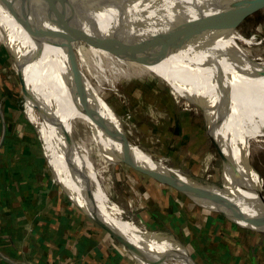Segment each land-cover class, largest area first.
I'll return each mask as SVG.
<instances>
[{
  "label": "bare ground",
  "instance_id": "bare-ground-1",
  "mask_svg": "<svg viewBox=\"0 0 264 264\" xmlns=\"http://www.w3.org/2000/svg\"><path fill=\"white\" fill-rule=\"evenodd\" d=\"M96 1L100 5L92 7L76 0H0L5 6L0 8V44L19 78L22 111L36 129L48 164L61 177L56 178L58 184L66 191L71 182L90 210L75 200L79 209L110 227L108 219L152 264H194L171 233L154 229L142 216L127 215L118 207V197L113 203L103 176L112 156L104 139L126 133L102 93L118 97L122 81L158 79L175 103L182 100L203 113L209 138L236 136L244 139L237 145L242 146L264 138V68L256 66V57L247 49L252 42L236 34L234 26L218 29L233 0ZM213 36L229 58L247 65L236 67L228 61ZM191 46L198 50L187 63L167 52L177 55ZM133 59L166 78L152 71H130L135 69ZM40 131L68 154L55 153ZM221 144L223 164L235 181L215 203L193 201L241 229L264 232V217L248 201L244 167Z\"/></svg>",
  "mask_w": 264,
  "mask_h": 264
},
{
  "label": "rangeland",
  "instance_id": "rangeland-1",
  "mask_svg": "<svg viewBox=\"0 0 264 264\" xmlns=\"http://www.w3.org/2000/svg\"><path fill=\"white\" fill-rule=\"evenodd\" d=\"M0 8H5L1 2ZM227 15L218 29L225 31L226 28L234 26L236 34L252 42L247 49L252 56L256 57V66L264 68V0H233L231 9ZM9 29L12 34L17 33V30L13 26L10 25ZM213 37L219 42L224 55L234 66L247 65L245 61L239 62L231 57L229 58L219 39L215 36ZM191 47L179 51L177 55H174L170 50H167V52L178 62L187 63L192 61L197 54L198 47ZM133 62L135 69L130 68V71L145 74L154 72V74L166 78L141 60L133 59ZM19 84V78L12 68V60L0 44V113L2 115L5 114L3 111L8 110V107L12 109V112H19L18 116L11 117L15 119V126L22 123L25 125V128L31 130V135L37 147V153L45 164L49 180L52 181V184L60 193L64 194L60 186L52 180L42 154L36 129L28 122L29 119L22 111L23 96ZM117 87L120 92L118 97L108 91L102 93L103 100L107 103L108 108L114 112L117 119H119L126 133V137L106 136L104 139L108 153L114 156V158L110 156L111 158H109L106 170L103 172L105 182L113 193V203L117 204L116 198L118 197L121 200L117 205L127 215H134L138 218L144 217L154 229L159 230L160 228L171 233L183 248L185 247V242L181 240V236L179 235L181 231L188 226L203 227L205 217L212 220L211 228L214 229L215 234L220 232V242L224 241L223 243L230 244L233 248H244L243 241L245 242V237L254 236L252 235L254 231H241L235 224L228 222L221 213L211 212L194 203V191L188 193V196H186L184 193L182 194L154 182L145 175L133 170L132 167L136 168L134 165H138L155 173H168L187 185L191 184L190 182L192 184L208 182L223 190L229 186V183L235 181L227 173L222 161L221 143H223L225 149L229 153H232L238 166L244 167L242 171L244 179H246V174H249L252 178L251 166L254 167L255 173H253V176L257 177L254 183L262 185L263 190L261 195L264 197V138L256 140L251 145L250 156L238 153V148L235 149L236 147H232L233 145L228 147V144L231 143L220 141L227 134L209 138L203 113L199 109V112L196 110V113L195 107L186 104L182 100L175 103L169 94L168 86L160 80L155 78H150L146 81L138 79L126 84L122 81ZM188 90L190 89H185L182 93H186ZM6 97H8L9 101L6 100ZM9 102L12 103V106ZM34 112L37 113V111ZM40 132L50 144L53 143L44 132ZM52 146L57 151L68 154L61 146L54 143ZM247 157L249 158L245 163H242ZM110 165H113L112 169H110ZM97 167L99 168V166ZM249 183L250 187L254 186V184L251 185V181ZM76 185L77 189H81V184ZM82 192H85V190L82 189ZM85 194L87 193L85 192ZM63 196L67 197L66 194ZM219 196V194L217 197L213 196L212 201L214 203L217 202ZM206 197H208V194ZM208 200H210L209 197ZM201 201V203L205 202L204 199H201ZM159 212H167L162 220H160L161 217L157 216ZM102 215L104 216L103 213ZM178 218L180 222L177 220ZM178 225L181 228H179L180 232L177 228ZM243 232L246 233V236ZM255 233L258 239H264V232L255 231ZM114 241V247L117 246L119 251L123 252L127 264H136L132 260L130 253L116 241L114 244ZM254 241L255 238L251 242L253 243ZM172 243H174L173 240L170 244ZM251 244L248 245L250 246ZM231 251L234 250L231 249ZM189 256L194 264H199L197 259H192L191 253H189ZM153 264L160 263L153 261Z\"/></svg>",
  "mask_w": 264,
  "mask_h": 264
},
{
  "label": "crops",
  "instance_id": "crops-1",
  "mask_svg": "<svg viewBox=\"0 0 264 264\" xmlns=\"http://www.w3.org/2000/svg\"><path fill=\"white\" fill-rule=\"evenodd\" d=\"M6 100L9 101L8 97ZM10 105L12 106V103ZM13 106L16 108L14 104ZM6 111H3V115L0 113V254L32 264H127L123 252L119 251L117 246L114 247V240L77 208L75 200L87 206L76 194L73 184L69 182L66 191L58 184L56 178L61 177L56 168L52 170L42 150L52 180L68 198L49 180L45 164L37 153L31 130L25 128L22 123L15 126V119L11 118L18 116L19 112H12L9 107ZM42 139L57 153L43 136ZM243 140L228 135L220 139L231 143L228 147L233 145L235 149L238 148V153L250 156L254 142L237 146ZM61 155L59 153V159ZM248 158L242 159V163ZM254 170L251 166L252 178L246 174L244 179L246 185L250 186V181L251 185L254 184L249 187L248 199L255 205L256 213L264 217V197L261 195L263 188L261 184L254 183L257 179L253 176ZM190 183L188 186L196 189L193 192L195 198L204 199L209 203H214L212 197H217L222 190L208 182ZM207 194L210 200L206 197ZM69 195L74 197V200ZM86 209H89V206ZM98 210L101 212L99 208ZM165 214L167 212H159L157 216L162 220ZM177 220L180 222L179 218ZM107 221L111 229L121 234L116 226ZM212 223L211 219L207 220L205 217L203 227L188 226L179 234L192 259H197L199 264H264V239H258L255 232L252 234L254 236H246L243 232L246 236L245 242L243 241L244 248H233L230 244L223 243L224 241L220 242L221 234H215L211 228ZM177 228L180 232L179 225ZM237 228L241 231L247 230ZM122 247L130 253L136 264H152L130 243L127 247Z\"/></svg>",
  "mask_w": 264,
  "mask_h": 264
},
{
  "label": "water",
  "instance_id": "water-1",
  "mask_svg": "<svg viewBox=\"0 0 264 264\" xmlns=\"http://www.w3.org/2000/svg\"><path fill=\"white\" fill-rule=\"evenodd\" d=\"M109 2L116 3L119 2L120 0H108ZM77 4L79 5H85V6H99L100 4L96 1V0H76ZM103 4V3H102ZM215 147V146H214ZM124 163V162H123ZM133 170L137 171L140 174L145 175L147 178L153 180L154 182L160 184V185H164L172 190H175L177 192L180 193H191L193 191H195L196 189L194 187H190L187 184H185L184 182L180 181L178 178L173 177L172 175L168 174V173H155L153 171L147 170V169H143V168H133ZM87 217V216H86ZM89 218V217H87ZM95 225H97L101 230H103L104 232H106L112 239H114L118 244L127 247L128 243L125 240V238L116 233L115 231H113V229H111L109 226L104 225L99 223L98 221L89 218Z\"/></svg>",
  "mask_w": 264,
  "mask_h": 264
},
{
  "label": "built area",
  "instance_id": "built-area-1",
  "mask_svg": "<svg viewBox=\"0 0 264 264\" xmlns=\"http://www.w3.org/2000/svg\"><path fill=\"white\" fill-rule=\"evenodd\" d=\"M0 264H32L22 259L7 258L0 254Z\"/></svg>",
  "mask_w": 264,
  "mask_h": 264
},
{
  "label": "trees",
  "instance_id": "trees-1",
  "mask_svg": "<svg viewBox=\"0 0 264 264\" xmlns=\"http://www.w3.org/2000/svg\"><path fill=\"white\" fill-rule=\"evenodd\" d=\"M260 209H261V207L258 208V211H260ZM208 219H209V218H207V220H208Z\"/></svg>",
  "mask_w": 264,
  "mask_h": 264
}]
</instances>
